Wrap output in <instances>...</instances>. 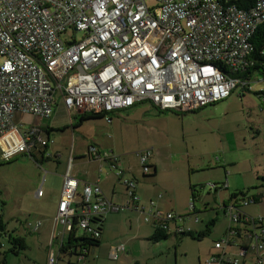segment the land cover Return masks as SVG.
Wrapping results in <instances>:
<instances>
[{
    "label": "built area",
    "instance_id": "2783aa9c",
    "mask_svg": "<svg viewBox=\"0 0 264 264\" xmlns=\"http://www.w3.org/2000/svg\"><path fill=\"white\" fill-rule=\"evenodd\" d=\"M261 22L264 0L243 7L231 0H155L153 5L146 0H0L3 157L39 154L52 142L36 126L21 128L14 116L20 112L48 117L55 94L68 112H92L106 120L140 101H149L161 110L188 111L224 99L241 83L235 73L246 63L252 50L250 39ZM67 28L81 36L73 33L68 40L62 38ZM90 150L95 152L94 146ZM148 151H136L144 172L148 170ZM104 155L120 175L117 155ZM123 183L136 200L134 181L124 179ZM77 185L68 170L56 218L65 228L75 226L98 237L95 220L124 206L107 199L96 182L83 183L75 200ZM36 194L42 195V188ZM153 204L151 200L144 219L153 217V224L168 227L173 214L153 210ZM232 206L228 205L232 220L252 222L249 215ZM188 207L193 210L194 200ZM257 226L249 229L248 237L255 235L256 263L264 264V236L258 240ZM182 229L178 226L176 230ZM215 246L220 247L219 242ZM241 249L238 254H245ZM123 250V244H118L110 255L116 258ZM84 253L79 251L78 258ZM56 262L51 251L47 264ZM225 262L236 264L237 257H226Z\"/></svg>",
    "mask_w": 264,
    "mask_h": 264
},
{
    "label": "rangeland",
    "instance_id": "374dc122",
    "mask_svg": "<svg viewBox=\"0 0 264 264\" xmlns=\"http://www.w3.org/2000/svg\"><path fill=\"white\" fill-rule=\"evenodd\" d=\"M146 1L149 5L155 3V0ZM73 33L77 38L81 36V32L67 28L61 37L68 40ZM249 84L248 90L237 85L224 99L185 112L161 110L152 107L149 101H140L135 105L138 108L136 112H156L169 116L166 119L141 121V125L136 127L131 117L123 113L127 109L118 111L121 113L113 117L112 123H107L103 117H95L82 120L78 125L75 123L80 119L79 113L73 117L70 126L67 114L60 116L61 112L66 111L60 96L55 94L52 112H58L59 116L53 118V124L61 126L51 131L53 141L50 145L61 153L60 164L67 163L70 146L74 145L77 153L84 149L86 143L96 142L104 150L123 154L122 158H127L131 164L136 161V165L132 166H136L134 169L139 187L142 182L160 186L157 193L163 195L164 208L175 213L174 218L169 220L173 226L176 222H184L186 228L199 232L213 221L209 225V232L201 239L171 234L161 239L165 244L161 254L152 255L157 247L144 235L152 230L151 224L143 221L137 224L138 213L131 214L129 209L110 213L114 221L112 228L119 227V233L125 239L126 252H132H129L127 259L120 257L112 260L92 251L87 257L88 261L94 259L95 264H208L206 260L212 255H222L239 258L238 264H257L255 249L252 248L255 235L248 237V233L249 229L260 223L234 221L228 213L231 203L239 205L247 215L261 218L262 231H255L258 240L264 236V200L242 203L243 198L255 197L256 185L262 181L264 185V180L257 178L264 175V97L259 93L264 89V79L255 73ZM17 115L24 121L23 114L18 112ZM51 119L36 116L34 124H49L52 123ZM147 148L152 151L148 158L157 165L156 185L152 183V177L148 176L151 178L148 181L137 172L141 164L137 162L134 151ZM78 159L77 156L73 157V167H76ZM57 166L59 163L55 159L38 165L26 154H16L4 160L0 146V217L7 228L16 229L25 238L27 245L14 254L6 250L8 241L4 235H0V264L5 261V264L46 262L45 239L47 229L53 225L57 203V196L51 188L58 182V176L51 169ZM90 169L88 165L80 168L81 171ZM130 172L125 170L124 174L129 175ZM43 175L44 194L36 197L35 192ZM239 191L242 194H237ZM78 193L75 200L79 199L81 193ZM192 193L196 213L189 215L188 202L192 199ZM36 219L42 221L39 232L23 226L24 221L34 222ZM235 227L240 229V235L230 232ZM216 242L220 247L215 246ZM241 247L246 249L245 255L238 254ZM75 260L67 253H61L57 264H68V261L75 263Z\"/></svg>",
    "mask_w": 264,
    "mask_h": 264
},
{
    "label": "crops",
    "instance_id": "0c3cea01",
    "mask_svg": "<svg viewBox=\"0 0 264 264\" xmlns=\"http://www.w3.org/2000/svg\"><path fill=\"white\" fill-rule=\"evenodd\" d=\"M138 104V103H136ZM135 104V105H136ZM134 106L127 108L125 115H127L128 117H131V121L134 122V127H136L137 125H141L139 124L141 121L146 122L148 120L152 121V120H158V119H166L168 118L169 114H157L156 112H136L138 110V108H136ZM64 107V106H63ZM135 107V108H134ZM152 107H154L152 105ZM66 112H61L60 116H63L64 114H67V119L68 122L70 124V126H72L73 124V117L77 116V114L79 113H75L72 114L70 112H68L66 110V108L64 107ZM18 113V112H17ZM17 113H15V119L17 121L20 120L21 122V128H25V127H29L30 125L36 126L38 128H40L43 131V135L45 137H48L50 140H52L50 138V133L51 131H53V129L56 128H60V124H53V118L57 115V117L59 116L58 112H52L48 117H52L51 121L52 123L49 124H45V125H36L34 124V119L36 118V116H30V115H24V121L21 120L19 118V116L17 115ZM121 112H115L113 114L110 115V120H106L107 123H112L113 121V117H117L120 115ZM81 114V113H80ZM82 120H78L77 123L75 124H81ZM53 141V140H52ZM52 143V142H51ZM49 143L47 146L41 148L43 152V155H41V152L38 155V161H35L38 165L41 162H44L48 159H55L57 161V163H59V166H57L56 168L51 169V167H49V169L53 170V172H56L57 176H58V182L56 184H53L52 186V190L54 191L55 195L57 196V202L59 199V195H60V189H61V185H62V181H63V177L65 175V173L69 170V173L75 177L78 181V185H77V189L76 192L78 191L80 194L81 190H82V185L83 183L86 182H96L98 183V185L101 188V192L102 194L109 199L111 202L115 203V204H119V205H123L124 208L117 210V211H109L103 214V226L102 229L100 231V236H99V243L95 246L89 247L88 250L85 251V255L82 254V257L79 259V263L80 264H95L94 263V259L89 260L87 259V257L89 256V253L94 251L96 254L98 253L99 256H104L105 258H110L112 260H118L120 257L121 259H127L129 252H132L131 250L127 251V248L125 246V239L121 236V234L119 233V227H114L112 228V224L114 223L113 221V215L110 213H117L120 211H123L125 209H129L131 212V214L134 213H138L137 216V224L138 222L140 223L141 221H143V223H150L152 226V230L149 232H146L144 235L148 236L147 238L150 239L152 233H153V223L156 222L155 218L150 217L149 221H146L144 219V216L146 215L145 213L147 211H150V201L152 200L154 202L153 204V210H158L160 212H171L173 215L175 214L174 211L164 208L165 204H163V195L161 193H157L158 188H160V186H151V184L149 185L148 182H142V184H140L141 186L139 187L138 185V176L137 173L135 172L136 170L134 169V167L136 166H132V165H136V161L135 164H131L130 161H128L127 158H122L121 154H116L113 152V150H104L102 148H100L98 145V143H86L84 146V149L82 151H78L77 153H75V149H74V145L70 146L69 149V154H68V160L67 163L64 165L63 163L60 164V159H61V153L53 146H51ZM1 146V145H0ZM90 146H94L95 148V152H92L90 150ZM143 150H149L148 151V155L146 157V162L145 164H147V166H153L154 169V176H152V183H155V185L157 184V178H156V174H157V165L156 163H154L155 161L152 160L151 158H148L149 155H151L152 151L151 148H147V149H143ZM136 151H134L135 154V158L137 160V162H139V156L136 154ZM3 149L1 146V158L6 160V158L3 157ZM88 152V153H87ZM104 152H109V153H113L117 155V160H116V166L117 168H121L122 169V173L120 175L116 174L115 169H112L110 167V160L107 156L104 155ZM127 154V152H124ZM19 154H26L27 153H19ZM77 156L78 162L76 164V167H73V157ZM11 158V157H10ZM8 158V159H10ZM32 159V158H31ZM140 163V162H139ZM63 164V165H62ZM83 165H88L89 168H91L90 170L86 171L83 170L81 171L80 168ZM141 166V165H140ZM131 171L130 174L128 175V173L124 174V171ZM152 171V169H151ZM151 171L148 169L147 171L144 172L143 169L140 168V170L137 169V172L139 174H141L142 177H146L143 175V173H147V174H151ZM81 172H83V174H81ZM131 175V176H130ZM148 178V177H146ZM124 179H131L134 181V187H133V192L137 195V199L136 200H132V198L127 194L126 192V185L123 183ZM151 178H148V181H150ZM45 182V176L43 175V177L40 180V183L36 189V192L38 190V188H42V195L44 194V190H43V183ZM123 185L125 186V188L123 187ZM154 185V184H152ZM125 189V192H124ZM35 192L36 197H41L42 195L38 196ZM145 199H148L147 201L149 202V204L144 203ZM165 202V200H164ZM235 207H237L238 209H240L242 211L241 208H239V205L236 204H231ZM232 206V207H233ZM56 208H57V203H56V207H55V212H54V216H53V225L51 227V229L49 228L48 234H47V238L45 239V247H46V262L45 260H42L43 263L41 264H47V257L48 254L52 251L53 254L56 256L57 260L59 259V256L61 254L60 249L62 247V245L66 246L70 241V231L68 228H65L63 226V224L56 218ZM234 208V207H233ZM245 213V211H242ZM29 214V213H28ZM246 214V213H245ZM142 217V219H141ZM0 223L3 224L4 229L6 230H10L13 231L14 233H16L19 236L20 233L16 230V229H9L7 228V226L2 222V218L0 217ZM46 224V222H44ZM175 223V221H174ZM168 224V230L169 232L176 230L178 226L182 227V228H186L184 225V222H182L181 224H179L178 222L175 223V225L173 226L170 221L167 223ZM29 227V229L31 231H36L39 232L41 225H42V221L40 219H36L34 222H30V221H24L23 222V226ZM73 235L74 237H78L84 234L83 230H81L78 227L73 228ZM191 229V228H190ZM78 230L80 231L78 233ZM247 230V229H245ZM44 231H46V229H44ZM138 233V231H137ZM235 234V231L233 232ZM171 235V234H170ZM174 236V235H173ZM23 237V236H22ZM176 237V236H175ZM24 238V237H23ZM137 238V237H135ZM25 241V238H24ZM230 242V241H228ZM26 243V242H25ZM157 247V250H153V252L151 253L152 255H156V254H161V252L164 250V243L160 240L153 242ZM116 244H123L124 246V250L118 253V256L116 258H113L110 254H111V250L112 247L115 246ZM130 246V245H129ZM2 247V243L0 242V248ZM96 248V249H95ZM242 248V247H241ZM92 249V250H91ZM95 249V250H93ZM241 250L244 251V253L246 254V249L242 248ZM93 252V253H94ZM176 254V253H175ZM223 254H225V251L223 252ZM243 254V255H245ZM220 256L222 255H212L210 257V259L208 258V260H206V263L210 264V263H214V262H219L220 260ZM226 258V257H225ZM229 258H233V257H229ZM236 258V257H234ZM4 260L5 257H3ZM82 261L85 263H82ZM199 261H201L200 257H199ZM239 258H237V263L238 264ZM6 262V261H5ZM220 263V262H219ZM57 264V262H56Z\"/></svg>",
    "mask_w": 264,
    "mask_h": 264
},
{
    "label": "trees",
    "instance_id": "16d2710c",
    "mask_svg": "<svg viewBox=\"0 0 264 264\" xmlns=\"http://www.w3.org/2000/svg\"><path fill=\"white\" fill-rule=\"evenodd\" d=\"M253 0H231V2L233 4H235L237 7H243V6H247L249 4H251ZM251 44H252V50L250 52V54L247 57V61L246 63L243 64L242 69L237 71L235 73V76L238 77L241 81V83L237 84L239 86H241L243 89L248 90L250 87V79L251 77L257 73L259 74L263 79H264V22L259 23L253 34L252 37L250 39ZM261 97H264V89L259 91ZM185 112V111H183ZM95 117H103L101 114H96V113H92V112H82L80 114V120H85V119H90V118H95ZM30 158H32L35 161H38V155L36 153H30L27 154ZM148 169L151 171V174H147V173H143L144 176L148 177H152L154 176V169L153 166H147ZM257 178L264 180V175L262 176H257ZM263 182V181H262ZM260 182L259 185H256L255 188L257 190L255 197H248V199H244L243 200H247V202L250 201H258V200H264V185L263 183ZM191 190L193 191V187H191ZM242 192L239 191L237 194H239ZM236 195V194H234ZM194 200V195L192 193V199ZM189 203V202H188ZM196 213L195 211V206L193 207V210H191V212L189 213ZM251 221L252 223L256 224V223H262L261 218H257V217H251ZM98 223V229L99 231H101L102 226H103V216L100 217V219H96L95 220ZM242 222H250V221H245V220H240ZM239 222V221H238ZM213 223V221H210L209 224H207L205 226V229H203L202 231L196 232L193 231L190 228H184L182 230H173L171 232H169L168 227L167 226H159L156 224H153V233L150 237V240L153 242H156L160 239L166 238L167 236H169L170 234L177 236V235H188L191 238H195V239H201L204 235H206L209 230L210 227L209 225ZM4 225L0 223V235H4L8 241V247H7V251L12 252L14 254H17L20 250L24 249L27 247L24 238L22 236L17 235L16 233H14L13 231L10 230H6L3 227ZM258 229H262V224L257 226ZM235 230V234L240 235V229L238 227L234 228ZM73 228H70V242L64 246L62 245L60 252L61 253H67L72 257H75V263H71L70 261H68V264H80L79 263V259L78 258V253L81 250H88L89 247L95 246L99 243V236L95 237V236H89L87 234H83L81 236L78 237H74L73 235ZM85 255V254H84ZM224 255V254H223ZM220 259L218 264H227L225 262V257L220 256ZM1 264H5V262H2Z\"/></svg>",
    "mask_w": 264,
    "mask_h": 264
}]
</instances>
